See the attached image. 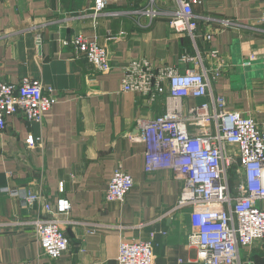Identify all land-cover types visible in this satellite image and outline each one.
Masks as SVG:
<instances>
[{
	"label": "crops",
	"instance_id": "crops-1",
	"mask_svg": "<svg viewBox=\"0 0 264 264\" xmlns=\"http://www.w3.org/2000/svg\"><path fill=\"white\" fill-rule=\"evenodd\" d=\"M147 2L109 0L93 17L91 0H0V81L18 83L31 76L57 94L41 124L11 115L0 133V264H117L120 240L150 238L153 264H200L187 240L196 222L192 208L174 209L181 182L169 170L144 172L145 146L134 139L141 130L138 121L163 112L164 96L151 100L123 90V68L141 59L179 73L202 65L210 92L224 96L227 109L262 120L264 0H200L193 6L200 26L194 42L171 30L167 16L149 23L136 14ZM154 2L164 12L177 8L176 0ZM221 19L231 20V26L205 41L204 32ZM76 34L109 51L107 72L77 52L70 43ZM216 69L221 75L213 80ZM208 99L209 93L182 104ZM37 136L41 142H34ZM116 168L130 174L133 187L123 202H107ZM8 189H28L41 199L23 206ZM60 199L70 205L69 214L60 215L72 221L64 226L69 249L49 259L32 228L20 223L44 217V203ZM249 255L254 264H264L259 242L242 250L241 260Z\"/></svg>",
	"mask_w": 264,
	"mask_h": 264
},
{
	"label": "built area",
	"instance_id": "built-area-1",
	"mask_svg": "<svg viewBox=\"0 0 264 264\" xmlns=\"http://www.w3.org/2000/svg\"><path fill=\"white\" fill-rule=\"evenodd\" d=\"M177 8L164 12L154 0L135 13L148 18L167 16L168 26L185 33L192 41L199 34V17L193 6L200 0H176ZM109 0H91L92 16L102 13ZM221 19L219 26L205 31L202 38L212 36L231 26ZM64 44L67 42L64 41ZM70 43L101 72L110 69L109 51L82 34L71 37ZM215 50L210 51L216 57ZM246 60L243 65H249ZM221 75L216 69L213 80ZM166 82V86L164 85ZM122 89L155 99L164 96V110L144 123L138 121L140 133L134 139L144 143L143 171L169 170L181 182L174 209L189 206L195 216V228L188 236V245L196 250L200 264H254L251 256L241 260L242 250L255 242L264 250V119L256 120L238 110L226 108L222 95L210 92L207 70L187 69L179 73L171 67H154L149 61L131 60L123 68ZM209 99L183 106V99ZM57 100L53 88L42 80L23 77L18 83L0 81V133L6 118L20 116L27 123L43 121ZM194 127V130H190ZM41 142V137L33 138ZM236 177L231 183V173ZM130 174L116 168L105 192L107 202H123L133 187ZM23 206L39 201L41 195L28 189L13 191ZM44 217L21 222L32 228L41 253L57 259L69 249L64 226L72 223L70 205L65 199L55 204L44 203ZM6 224V223H5ZM117 264H153L151 238L142 241L120 240Z\"/></svg>",
	"mask_w": 264,
	"mask_h": 264
},
{
	"label": "rangeland",
	"instance_id": "rangeland-1",
	"mask_svg": "<svg viewBox=\"0 0 264 264\" xmlns=\"http://www.w3.org/2000/svg\"><path fill=\"white\" fill-rule=\"evenodd\" d=\"M230 173H231V171H230ZM236 181H237L236 177H234V176L232 175V173H231V183L235 184Z\"/></svg>",
	"mask_w": 264,
	"mask_h": 264
}]
</instances>
